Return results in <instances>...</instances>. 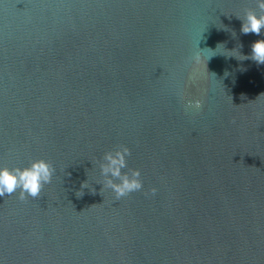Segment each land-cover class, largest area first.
I'll return each instance as SVG.
<instances>
[{
    "label": "water",
    "instance_id": "obj_1",
    "mask_svg": "<svg viewBox=\"0 0 264 264\" xmlns=\"http://www.w3.org/2000/svg\"><path fill=\"white\" fill-rule=\"evenodd\" d=\"M249 10L0 0V167L55 168L0 196V264H264V64L231 56L264 39ZM123 146L143 188L117 200L102 166Z\"/></svg>",
    "mask_w": 264,
    "mask_h": 264
},
{
    "label": "clouds",
    "instance_id": "obj_2",
    "mask_svg": "<svg viewBox=\"0 0 264 264\" xmlns=\"http://www.w3.org/2000/svg\"><path fill=\"white\" fill-rule=\"evenodd\" d=\"M257 7L259 12L249 10L243 17L242 33L259 35L264 30V0H257ZM238 53L239 55L233 54L231 56L236 57L238 60L251 58L257 64H264V39L252 43L250 57L242 55L239 51ZM189 105L199 109L201 101H189ZM128 155H130V149L127 146H123L122 149L118 148L115 152L108 151L104 155L107 164L102 166V172L106 176L110 174L111 177L116 178L115 180L108 179L106 187L114 192L117 200L143 188L139 169H132L131 175L122 172V169L127 167L126 156ZM54 172L53 165L43 158L34 159L28 166L24 167H0V196L11 195L19 189L20 200H25L28 196L39 197L43 186L51 183ZM116 180L119 182H116ZM81 187H86V183L84 182ZM156 191V188L150 189L151 194H155ZM82 194L81 191L77 192V196Z\"/></svg>",
    "mask_w": 264,
    "mask_h": 264
}]
</instances>
